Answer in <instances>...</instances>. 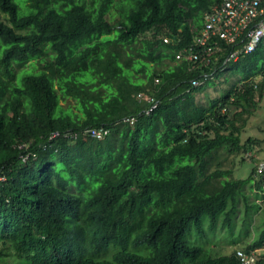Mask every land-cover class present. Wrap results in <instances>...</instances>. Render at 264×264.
Segmentation results:
<instances>
[{"label": "trees", "instance_id": "16d2710c", "mask_svg": "<svg viewBox=\"0 0 264 264\" xmlns=\"http://www.w3.org/2000/svg\"><path fill=\"white\" fill-rule=\"evenodd\" d=\"M20 1L0 0V264L61 263L66 238L95 249L85 263L108 264L104 249L114 264H240L185 239L262 189L258 159L244 179L210 167L257 157L264 136L241 133L264 78L196 102L186 87L210 69L177 59L202 54L193 36L220 0ZM228 68L264 77V38ZM139 93L158 102L148 114Z\"/></svg>", "mask_w": 264, "mask_h": 264}, {"label": "clouds", "instance_id": "9594fccd", "mask_svg": "<svg viewBox=\"0 0 264 264\" xmlns=\"http://www.w3.org/2000/svg\"><path fill=\"white\" fill-rule=\"evenodd\" d=\"M221 2H222V0H220L219 3L214 4L209 10H206L203 13L202 24H201V27L199 29L195 30V34L193 36L194 40L203 27L204 14L206 12L210 11L214 6L219 5ZM262 38H264V35L259 39V41L256 43V45L260 42V40ZM219 43L221 45V48L220 49L212 48L211 54L209 57H210V62H211L212 55H213L214 49H215L217 51L216 60L221 59V62L219 64L221 75L219 77L213 76L214 71L212 69V65L210 64V62L206 65H202V66L209 67V69H210L209 72L201 71V73L198 77L192 78L189 80V84L186 87L187 91L191 90L194 93V95L197 91H203L209 85L211 86L214 83L212 81V79H214V78L220 79L221 76H224L225 77L224 81L227 80L228 75H231V72L233 71V70H230L229 68L227 69L229 64L231 62L238 61L240 58H243L246 54L253 51L254 48L256 47V45H255V47L252 50H250L248 52H244V51H240L242 48V45L240 44L239 40H236L235 42L228 43V44L225 43L223 40H220ZM190 51H193V50L190 49ZM231 52H236L237 53L236 57H229V54ZM219 53L221 55L218 58ZM228 57H229V59L226 60V58H228ZM177 59L188 60V63L189 64L191 63V66H200V62L198 60H189L186 58V56L183 57L181 54L177 55ZM235 76H237L238 79L233 86L240 87L244 82H247V81L252 79L254 81V86H253L254 89H257L258 86L261 85V81L264 78L262 74H258V75L251 76V77L248 76L245 79H243L241 77V74H236ZM193 81H197V83L194 84ZM203 86H205V87H203ZM196 87H200V88L202 87V89L197 90ZM141 94H143V93H139L138 96L142 97L143 99H145L149 103L148 107L146 109H144V112L148 114L151 110L156 108L158 102L152 96H143ZM222 94H223V92L221 93V95ZM194 99H195V97H194ZM131 122H132V120H131ZM91 132H92V130H91ZM59 135H60V133L58 132L57 136H59ZM50 138H52V137H50ZM257 166L258 167L256 169V173L254 174L256 177L253 176L254 179H257V176H259V178H261L263 176L262 174H264V159L259 161L257 163ZM261 186H262V189H257L256 187L255 188L257 189V191L261 195H264V182L261 183ZM253 201L256 204H258L259 206L258 207H255V206L247 207L244 204L245 212L242 214H240L239 211L237 210V208L235 207L234 214L230 216L231 219H229V220L224 219L222 221L223 231H221L217 235V238L215 240H211V237L216 236V234L214 233V227H215L216 222L218 221L221 214L219 216H217V218L215 219L214 225H211L210 218L208 217V215L203 216L202 217L203 225H202L201 234L197 235L196 229L194 227H191V228H189L188 232L186 233L189 235V238H186V235H185V239H187V241L193 245L201 246L204 249V251L208 257H218L220 255H224V254L228 255V254L233 253L235 255V257L238 259L240 264H264V241L259 243V244H253V242H252L253 240H255L256 236L259 234L258 232L261 230L260 229L256 233L257 230L255 229V224L253 221V216H254L253 212H257V211L262 209V206H261V203L259 202V200H257V201L253 200ZM263 203H264V199H263ZM236 205H237V202H236ZM249 209H251V213H249V211H248ZM262 211L264 212V209H262ZM238 221H240V223H238ZM250 228L254 230V233H252ZM236 233L238 234L237 238L234 237V235ZM250 234H253V237L251 238L250 241L246 242V240ZM65 240L66 241L62 242V247H61V248H63L64 253L59 254L61 263H55V264H102L99 257H98L97 261L93 262V263H90V262L85 263V261L83 259L84 254L91 252L95 249L84 248V247L80 246L78 243L74 242L73 239H67L66 238ZM109 240H110V237H108L104 246L109 242ZM244 242H246V243H244ZM240 243H243V244H240ZM220 244H226V245L234 246V248L231 250L230 253L217 254L216 251L214 250V248L219 247ZM112 249H117V246H115V248H112ZM102 255L108 264H114L111 252H107L106 250L102 249Z\"/></svg>", "mask_w": 264, "mask_h": 264}, {"label": "built area", "instance_id": "2783aa9c", "mask_svg": "<svg viewBox=\"0 0 264 264\" xmlns=\"http://www.w3.org/2000/svg\"><path fill=\"white\" fill-rule=\"evenodd\" d=\"M264 35V0H222L204 14L203 27L196 36L195 41L206 48L202 54L190 51L186 55L189 60H198L202 65L210 62L212 48L220 49V40L232 43L239 40L242 48L240 51L252 50L259 39ZM236 52H231L229 57H236ZM226 58V60L229 59ZM194 84L197 81H193ZM92 133H99L92 130ZM54 132L50 137H55ZM28 155L23 156L24 161ZM4 179L0 175V184Z\"/></svg>", "mask_w": 264, "mask_h": 264}, {"label": "rangeland", "instance_id": "374dc122", "mask_svg": "<svg viewBox=\"0 0 264 264\" xmlns=\"http://www.w3.org/2000/svg\"><path fill=\"white\" fill-rule=\"evenodd\" d=\"M17 1L20 2L19 5L22 6V2L20 0ZM236 74H242L241 70H233L231 72V75H228V78L225 81H224L225 79L224 76H221L220 79L217 78L212 79L214 83L211 86L209 85L210 87L208 86L203 91H197L195 93V101L205 103L210 98L218 97L219 95H221L223 91L227 90L230 86H233L235 84V82L238 79V77L235 76ZM263 128H264V100H261L254 114L249 117L247 124L242 130L241 133L242 142L247 140V138L262 140L264 136V132L262 131ZM256 146L257 147L254 152L256 153L257 157H255V159H246L244 161L243 160L241 161V153L240 154L236 153L231 155L230 154L225 155L224 153H219V157L215 158L214 164H212L210 169L213 170L216 167L221 170L230 169L231 177L236 179H244L251 173L253 169H255L257 162L256 159H258V162L264 159V142L260 144H256ZM248 153L249 152H245V156H247ZM250 153L252 152L250 151ZM262 175L263 176L261 177V179H259V176H257V179H259L258 182H264V174ZM246 194L248 195L249 201L259 200L262 209H264V203H263L264 195H261L256 188L254 191H250L249 189H247ZM229 207L230 204L228 203L227 209H229ZM236 208L240 214L245 212L244 201L242 198H239V200L237 201ZM262 209L257 212H253L254 215L253 221L255 224V229L257 230L256 233L260 229L264 228V212L262 211ZM248 211L249 213H251V209H249ZM224 219L225 218L223 214H221L214 227V233L216 234V236H212L211 240H215L217 238V235L221 231H223L222 221ZM238 223H240V221H238ZM250 230L252 231V233H254L253 229L250 228ZM234 237L237 238L238 234L236 233ZM252 237L253 234H250L246 242L250 241ZM186 238H189L188 234H186ZM233 248L234 246L220 244L219 247H215L214 250L216 251L217 254H223V253H230ZM9 256L11 257V255Z\"/></svg>", "mask_w": 264, "mask_h": 264}]
</instances>
